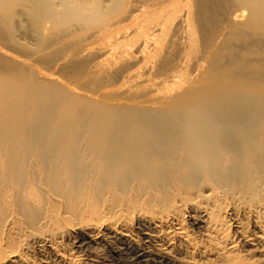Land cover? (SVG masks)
Listing matches in <instances>:
<instances>
[{"label":"bare ground","instance_id":"6f19581e","mask_svg":"<svg viewBox=\"0 0 264 264\" xmlns=\"http://www.w3.org/2000/svg\"><path fill=\"white\" fill-rule=\"evenodd\" d=\"M7 1L0 0V24L17 14ZM20 1L32 20L46 9L48 23L73 12L72 19L81 17L76 20L103 12L99 0ZM189 1L173 0V7L190 11ZM241 1L253 10L244 26L238 23L243 13L206 0H199L197 26L209 31L223 21L220 33L227 39L215 52L218 62L264 74L252 62L227 59L234 41L248 39L239 31L251 28L255 46L264 44V0ZM171 12L134 8L114 31L103 30L106 39L118 36L105 55L118 53L117 42L129 30L140 55L157 49ZM2 65L0 110L12 126L0 125V261L38 264L27 252L47 251L63 264H82L81 253L93 264H259L254 256H264V78L219 82L209 71L202 76L207 86L241 91L215 102L207 93L198 100L202 92L191 75L184 81L188 95L171 103V95H161L154 104L149 100L158 107L84 126L70 124L72 118L60 112L65 103L52 96L51 85L13 81L14 73ZM190 95L199 97L192 101ZM64 242L72 248L65 250Z\"/></svg>","mask_w":264,"mask_h":264},{"label":"rangeland","instance_id":"374dc122","mask_svg":"<svg viewBox=\"0 0 264 264\" xmlns=\"http://www.w3.org/2000/svg\"><path fill=\"white\" fill-rule=\"evenodd\" d=\"M99 1H102L103 12L92 20H85L83 16L82 19L76 20L81 18H75L76 15L75 19H72L74 9L71 8L72 15L69 13L67 18L60 17L54 23H48L46 9L40 12L36 21L27 16L26 6L22 1L8 0L5 6L13 5L17 14L12 21L9 22L10 19L6 18L0 24V63L3 64L1 69L6 72L11 70L14 73L11 76L13 81L39 79L51 85L52 96L65 103L60 112L72 118L70 124L87 126L93 121L117 117L121 112L143 113L150 110L149 107L155 108V99L161 95H171V103L176 95L184 96L190 93L191 89L187 88L188 85L184 81L191 75L196 76V89L202 92L200 97L190 95L192 101L198 97V100H204L201 97H206L207 93L208 100L215 102L220 98L235 97L234 95L241 91L230 87L219 90L212 85L207 86L209 80L204 81L202 76L207 75L209 71L214 73L212 77L219 82L229 79L242 83L264 78L263 73L247 72L242 65L232 64L230 61L218 62L215 52L227 39L226 35L220 33V29L226 24H223V21L214 23L211 26L214 30V34H211L214 36L209 34L212 30L210 27L209 31L208 27L205 31L199 30V0H190V11L186 12H181L180 7L175 10L173 0ZM206 1L210 5L227 8L232 13H243L244 18L239 24L253 11L250 7H245L241 0ZM161 6L163 10L172 11L174 15L167 23L157 49H148L140 55L138 38L129 30L117 42L118 53L113 57L105 55L108 45L116 41L118 36L106 39L102 33L104 29L110 28L114 31L116 24L129 17L134 8L145 7L152 10ZM89 7L92 8V5ZM90 13V10L85 11L84 15ZM238 33L247 35L248 39L244 42L234 41L231 44L232 50H235L234 55L227 59L242 58V61L252 62L260 70L263 69L264 66L259 65L264 64V44L255 46L251 28ZM232 50H227L226 55H231ZM199 68L202 72L198 71ZM231 90L234 91L231 93ZM35 110L30 112L31 119L36 116ZM1 113L2 110L0 125L12 126L4 120ZM50 122L51 125L54 124L53 120ZM62 246L65 250L72 248L67 242ZM239 249L242 247L239 246ZM46 252L28 251L27 257L30 256L29 258L39 262L38 264H63L55 255ZM81 254L82 264H93L89 256ZM254 257L258 258L259 264H264V256ZM46 260L49 263H45ZM1 262L2 260L0 264H13L9 259Z\"/></svg>","mask_w":264,"mask_h":264}]
</instances>
